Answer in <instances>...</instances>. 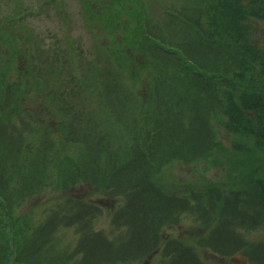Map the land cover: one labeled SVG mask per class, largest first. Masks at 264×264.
<instances>
[{
    "label": "trees",
    "instance_id": "1",
    "mask_svg": "<svg viewBox=\"0 0 264 264\" xmlns=\"http://www.w3.org/2000/svg\"><path fill=\"white\" fill-rule=\"evenodd\" d=\"M7 1L0 264H205L201 253H264V241L235 247L236 222L264 230V44L247 25L264 24V0H106L102 12L86 0L85 24L98 22L112 46L91 36L90 51L78 52L68 37L41 48L21 33L31 9ZM179 164L203 172L168 181ZM216 166L220 175L208 177ZM77 185L99 201L72 192ZM103 216L107 226L95 228ZM183 216L195 217L196 236L193 226L183 238L164 233ZM70 227L77 241L62 244Z\"/></svg>",
    "mask_w": 264,
    "mask_h": 264
},
{
    "label": "rangeland",
    "instance_id": "2",
    "mask_svg": "<svg viewBox=\"0 0 264 264\" xmlns=\"http://www.w3.org/2000/svg\"><path fill=\"white\" fill-rule=\"evenodd\" d=\"M14 1H17L18 3L20 2L23 8L31 9L32 13L28 15L25 21V29L31 33L32 37L42 40L41 46L44 49H53L56 39L61 40L62 37L64 39L68 37L69 42L74 45L77 52L80 49L82 51H90V48H92V42L94 40L91 37L92 34L83 21L82 4L80 0H13V2ZM0 2L2 4L9 3L7 0H0ZM63 13L64 16L61 15ZM249 26L252 30L253 42L262 45L264 43V26L256 21L251 22ZM93 28H95L94 25L90 27V29ZM96 32L97 30L94 29V33ZM106 40L108 39L100 38L97 42L99 44H103ZM106 44L107 43H105V45ZM37 100L40 102V98ZM37 100H34V103L31 102L25 104V108L33 112L35 110V106L38 108L39 102ZM195 169L192 165H175L168 169V181H172L173 179H178L179 181L194 180L195 177H198L203 172L201 166H198ZM218 172H221L220 167L216 166L213 169L211 167L210 170L206 172V175L210 178H215L216 175H220L217 174ZM165 180L167 181V179ZM89 190L92 189L87 185H77L71 189L72 192L84 197L87 200L92 202L99 201V198L96 195L89 194ZM48 193L46 196L48 195L49 197L56 194L53 192ZM28 205L29 203L26 204V207ZM107 224L108 217L106 216L98 217L93 221V225L97 229L106 227ZM236 225L235 230L237 232L236 236L238 241H236L235 247H238V244L242 243L239 242L241 238L247 242L264 241V230L259 228L254 229L243 227L239 221L236 222ZM189 226L194 227L196 236L198 232V223L195 221V217L192 219L184 218L183 216L181 223L165 227L164 233L170 236L173 235L174 238H183L182 234L186 233ZM63 230L64 229L60 231V234ZM61 237L62 244H74L77 241L78 234L75 233L74 228L70 227L69 229H66L65 234L61 235ZM235 252H242V255L247 257L248 264H259L260 261L264 260L263 251H254L251 255L244 251L242 247L238 250L232 249L228 251H221L218 252V254H214L212 257H207L204 253H201L200 256L204 260L205 264H231L229 257ZM154 262L155 258H152L150 263L153 264Z\"/></svg>",
    "mask_w": 264,
    "mask_h": 264
},
{
    "label": "water",
    "instance_id": "3",
    "mask_svg": "<svg viewBox=\"0 0 264 264\" xmlns=\"http://www.w3.org/2000/svg\"><path fill=\"white\" fill-rule=\"evenodd\" d=\"M234 264H246L247 259L245 257L240 256L239 254H235L230 259Z\"/></svg>",
    "mask_w": 264,
    "mask_h": 264
}]
</instances>
